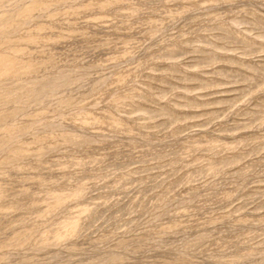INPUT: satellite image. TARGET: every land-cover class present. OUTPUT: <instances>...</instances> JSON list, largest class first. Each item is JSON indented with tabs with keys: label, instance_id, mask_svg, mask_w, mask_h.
<instances>
[{
	"label": "rangeland",
	"instance_id": "374dc122",
	"mask_svg": "<svg viewBox=\"0 0 264 264\" xmlns=\"http://www.w3.org/2000/svg\"><path fill=\"white\" fill-rule=\"evenodd\" d=\"M0 264H264V0H0Z\"/></svg>",
	"mask_w": 264,
	"mask_h": 264
}]
</instances>
